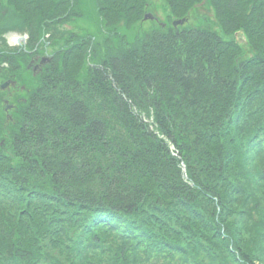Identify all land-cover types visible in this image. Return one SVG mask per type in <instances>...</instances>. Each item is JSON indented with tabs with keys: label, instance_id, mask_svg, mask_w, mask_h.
Segmentation results:
<instances>
[{
	"label": "trees",
	"instance_id": "trees-1",
	"mask_svg": "<svg viewBox=\"0 0 264 264\" xmlns=\"http://www.w3.org/2000/svg\"><path fill=\"white\" fill-rule=\"evenodd\" d=\"M162 1L0 0V34L70 36L0 139V264H264V0Z\"/></svg>",
	"mask_w": 264,
	"mask_h": 264
},
{
	"label": "rangeland",
	"instance_id": "rangeland-1",
	"mask_svg": "<svg viewBox=\"0 0 264 264\" xmlns=\"http://www.w3.org/2000/svg\"><path fill=\"white\" fill-rule=\"evenodd\" d=\"M149 3H150L149 9L147 10V12H145V13H149L150 15H152V19L149 21L150 22L154 21L156 24H162L167 14L163 1L162 0H149ZM86 4L88 6L87 7L88 9L83 7L82 9H80L81 11L79 10L80 14L77 13L78 14L77 17L74 18L76 19V21L73 22L75 24L65 25L63 27V28L68 29V31L70 32L75 31L74 32L75 37H79V33H81L79 31L81 29H89L93 33L94 31H96V27H97L96 23L93 20V17L89 14L93 12L94 5L92 1L91 2L87 1ZM190 15H191L190 17L191 19L188 21L187 27H192V28L196 26L199 27L201 26L202 23L203 24L205 23L206 24L205 28L212 27L214 25V27H212V30H213L216 26L214 22V17H213V11L210 7L206 5L196 7L195 9H193V11L190 12ZM5 16L3 20L6 22L7 18L8 17L10 18V16L8 14H6ZM13 23H14V20L11 21V25ZM152 26L153 25L149 23V24H145L143 27L144 29H147V28H151ZM14 28L13 30H5L4 33L0 34V57L3 55L5 56L4 59L0 58V67L4 68L6 67V65H9V69L6 68V70H4V72L2 73V76L0 77V84L8 80H14L15 76L12 75L13 73L9 74V72H14L16 71V69L20 68L16 65V63L15 64L10 63L9 59H11V57L15 56L16 54H23V55L28 54L30 56L33 54H36L38 55V57H46V56L52 57L54 56L55 53L59 52V50L65 47V45L70 41L69 35H67V39H63V40H60L64 38L63 35H60V37L62 38L59 39L60 41L56 43V45L54 43L51 44V42H47V41L46 42L40 41L41 44L40 42L33 43V44H29V42H26V43L17 45V38L24 37V32L19 29L20 28L19 24H16ZM138 32L141 33L142 31L139 29ZM131 36H133V34ZM225 40L227 41L235 40V35L234 36L232 35L231 37L226 38ZM235 41L244 50V52L248 54L247 44L244 41V39H242L241 35H238ZM3 42L4 44H2ZM2 60L4 61L2 62ZM36 83H39L37 81V78H34L32 73L27 71L23 75V77L19 78V76H17V80L15 81V85L13 86V88L8 89L7 87L6 89H0V139L2 137V133L9 132L8 126H10L14 120L15 122L17 121L16 115L18 114V110L21 105L20 100L21 99L24 100V93L22 91H18L17 89L21 86H24L25 90L29 88L34 89L36 88ZM9 91L13 93V98L8 97L7 93ZM5 102H8V105H11V106L13 105L14 108L11 109L10 111L5 112V107H6ZM7 118L11 120V123H8L9 121H7Z\"/></svg>",
	"mask_w": 264,
	"mask_h": 264
},
{
	"label": "water",
	"instance_id": "water-1",
	"mask_svg": "<svg viewBox=\"0 0 264 264\" xmlns=\"http://www.w3.org/2000/svg\"><path fill=\"white\" fill-rule=\"evenodd\" d=\"M150 19H152V16H151L150 14H146V15H144L143 20H150ZM186 21H187V20L175 21V22H173V26H174V27L182 26ZM10 83H11L10 81L4 83L3 85L0 86V89H6V88L9 86Z\"/></svg>",
	"mask_w": 264,
	"mask_h": 264
},
{
	"label": "flooded vegetation",
	"instance_id": "flooded-vegetation-1",
	"mask_svg": "<svg viewBox=\"0 0 264 264\" xmlns=\"http://www.w3.org/2000/svg\"><path fill=\"white\" fill-rule=\"evenodd\" d=\"M41 59H42V57H38V55H36V56L34 57V59L31 60V63L34 64V66H36L37 64H39V62H40ZM32 64H30V65H31V67H30V71H31V72L33 71V68H34V66H33V68H32Z\"/></svg>",
	"mask_w": 264,
	"mask_h": 264
}]
</instances>
